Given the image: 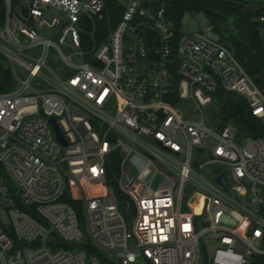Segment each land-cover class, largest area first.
I'll list each match as a JSON object with an SVG mask.
<instances>
[{"label":"built area","instance_id":"2783aa9c","mask_svg":"<svg viewBox=\"0 0 264 264\" xmlns=\"http://www.w3.org/2000/svg\"><path fill=\"white\" fill-rule=\"evenodd\" d=\"M123 6L0 0V264H264V133L204 116L221 90L264 129V84L214 24Z\"/></svg>","mask_w":264,"mask_h":264},{"label":"trees","instance_id":"16d2710c","mask_svg":"<svg viewBox=\"0 0 264 264\" xmlns=\"http://www.w3.org/2000/svg\"><path fill=\"white\" fill-rule=\"evenodd\" d=\"M106 7V19L99 24L98 29H114L120 22L124 13V6L117 0H103ZM171 7L172 16L176 22L177 28L180 29L183 14L187 10H204L209 16L217 30L222 32L220 26L229 23L231 18L238 22V25L245 30V36L251 49L258 57L262 67H264V56L259 48V39L256 26L250 23V15L258 14L264 16V10L250 11L243 24L244 9L236 5H228L216 0H163ZM237 26V24L235 25ZM238 27V26H237ZM243 29H237L236 36L224 37V41L229 42L235 55L241 61L243 67L255 82L262 86V78L259 66L250 54L245 41L243 39ZM242 59H244L242 61ZM14 80L12 72L0 60V94L12 89ZM216 102L222 108L224 114V122H231L239 126L242 131L252 137H257L264 133L261 123L254 119L249 111L245 99L233 93H226L219 90L216 94ZM260 259H255L252 264H259ZM204 264H211L210 260L204 259Z\"/></svg>","mask_w":264,"mask_h":264},{"label":"rangeland","instance_id":"374dc122","mask_svg":"<svg viewBox=\"0 0 264 264\" xmlns=\"http://www.w3.org/2000/svg\"><path fill=\"white\" fill-rule=\"evenodd\" d=\"M120 4L124 5L126 4L127 0H117ZM240 3H246V4H264V0H230ZM260 18V15L258 14H251L250 15V23L256 24L258 23ZM182 28L186 33H195L198 32L203 26L213 24L210 20L209 16L204 10L197 11L194 9L187 10L184 12L182 20H181ZM223 32L215 29L213 32L209 34L210 39L221 42V43H229L224 41ZM204 116L206 117V120L212 124L216 125L217 123H220L221 121H224V114L222 111V108L218 103H216L212 107H208L204 110ZM240 129V127L238 126ZM243 137L247 135L244 131H242ZM207 252L209 254V257L212 258L215 252V246L213 244H207L206 245ZM200 264H204V261Z\"/></svg>","mask_w":264,"mask_h":264},{"label":"water","instance_id":"95a60500","mask_svg":"<svg viewBox=\"0 0 264 264\" xmlns=\"http://www.w3.org/2000/svg\"><path fill=\"white\" fill-rule=\"evenodd\" d=\"M228 5H236L239 6L241 8L244 9V17H243V23H245L246 21V17L248 15V12L250 11H257V10H264V4H246V3H240V2H235V1H230V0H216ZM229 26L226 29H222L223 34L225 35V37H229V36H236L238 31L237 29L234 27V19L231 18L229 20ZM243 39L245 41V44L250 52V54L252 55V57L255 59V61L257 62L259 69H260V73H261V78L264 84V71L262 68V65L258 59V57L256 56V54L254 53V51L251 49L250 45L247 42L246 36H245V30L243 29ZM244 59H242L243 61ZM218 182H221V179H218Z\"/></svg>","mask_w":264,"mask_h":264},{"label":"flooded vegetation","instance_id":"af4514ba","mask_svg":"<svg viewBox=\"0 0 264 264\" xmlns=\"http://www.w3.org/2000/svg\"><path fill=\"white\" fill-rule=\"evenodd\" d=\"M250 4H251V3H250ZM248 13H249V12H248ZM242 22H243V20H242ZM229 24H230V23H228V24H226V25H224V26H220V27H221L220 29H226V28L229 26ZM236 24H237L238 27L235 26ZM243 24H244V23H243ZM234 27H235L236 29H243V28H242V25L239 26V25H238V22H237L236 20H235V22H234Z\"/></svg>","mask_w":264,"mask_h":264}]
</instances>
